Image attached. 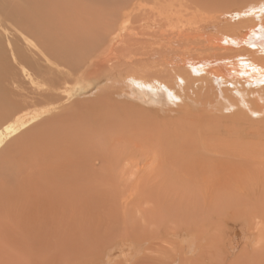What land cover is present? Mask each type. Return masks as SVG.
<instances>
[{
    "label": "rangeland",
    "instance_id": "obj_1",
    "mask_svg": "<svg viewBox=\"0 0 264 264\" xmlns=\"http://www.w3.org/2000/svg\"><path fill=\"white\" fill-rule=\"evenodd\" d=\"M105 1L75 0V5L71 1L72 9L70 10L69 7L62 8V0H0V18L9 15L6 17L8 20H0V54L4 53V47L10 50L15 46L14 44L17 46L19 43L14 48L15 53L22 54V57L24 55V58L28 59L12 60V56L10 59L9 55L11 52H9L7 60H0V129L3 128V140L0 141V264H43L42 262L74 264L78 259L77 263L83 260L88 264L89 260H94L98 256L101 258V253L106 251L108 245L111 246L120 241L132 242V240L140 242L142 249L139 255L131 258L132 261L129 264H160V261L161 264H168L167 262L172 260L170 256L172 252L175 251L176 257L182 256L173 245L172 251L165 248L170 244L166 245L164 239L170 241L172 236L180 234L172 233V230H181L182 233L187 234L189 243L192 241L190 243L192 249H195L198 244L206 249L205 242L213 241L226 221L247 222L254 212L253 208L257 212L262 208V200H264V86L259 84L243 83L238 91L233 90L231 85L227 88L226 86L218 87L215 82L209 83L204 94L208 97L202 95L205 99L207 98L208 103L205 106L201 105L199 98H195L199 103L195 99L193 101L194 104L196 102L198 104L192 106V123L190 122L187 130L189 133L176 128L177 123H173L171 128L174 131L171 129L169 135L170 137L175 136L174 140L172 137L169 139L168 135L162 140L166 133L162 127L167 123V117L171 118L168 120L172 123L171 120L177 115L178 110L175 113L172 112L175 108L174 104L170 106L168 101L160 98L155 91L149 93L150 97L148 96L145 104L141 100L144 108L140 109L134 116L135 119L131 120L125 117L123 120L119 117L122 112L120 105L117 111L112 110L115 112L114 117L110 116L111 118L105 120L103 113L105 101L98 100L101 98L100 93H92L86 96L87 99L86 97L81 98L84 102L73 100V102L62 103L64 99L59 97L55 106L50 105L54 103L50 97L45 96L44 98L43 95L35 94L37 102L22 108V111L28 114L26 121L30 119L28 124L16 131L6 133L3 125L10 121L14 109H17L18 105H23L18 104L21 99L17 101L10 96L13 94L11 89L17 88L11 86L9 81L6 85L4 79H14L16 84L21 85L19 88L22 87V90L20 88L17 91L23 94L26 90H35V81L37 78H42L40 71L42 69L39 67L46 62L44 60L43 63L40 60L38 62L31 56L27 57L29 55L27 48L35 50L36 45L40 49L44 48L43 41L47 39L44 35L48 36L50 41H69L72 34L69 35L68 32L66 39V33H61L62 31L59 32L56 29L58 25L54 26V31L51 29L56 21L62 23L68 17H74L73 21L76 22L75 26L74 23L69 24L73 31L81 27L83 35L74 33V36L80 37L77 41L87 40L86 34L95 23L89 16L97 12L96 9L103 13L108 12L105 6L102 7L101 2L105 4ZM110 1H107L110 10L114 7L113 1L119 2V5L122 4V0ZM208 1L212 9L223 15L260 7L261 13L258 11L256 14H240L242 18L239 19L235 17L234 24L239 25V28L253 25V22L264 18V0ZM64 2L68 4L67 0ZM31 4L32 6L36 4L33 12L34 19L46 15V18L41 21L47 24V30L39 24L44 30L42 27L39 28L40 30L37 27V31L34 30L29 34L28 21L20 17L23 16L21 6L25 5L28 10ZM36 9L40 11L39 14ZM12 21L15 23L21 21L19 24L25 25L27 29L22 26L24 32L20 30L17 33L15 28L7 25ZM237 21L241 22L237 24ZM63 24L62 26L67 30V22ZM14 31L16 41L12 39L15 36ZM57 31L59 36L56 34ZM73 31L70 32L73 33ZM36 33H38L37 36ZM53 35H56L55 38ZM57 36L62 39L58 40ZM57 44L59 47L58 42ZM95 47L97 49L92 54L103 52L101 45ZM78 60H80L78 61L80 65L77 63L73 65V70L79 71V68L81 69L86 62L82 59ZM47 63L51 64L48 61ZM32 66V69L36 71L31 70ZM49 68L52 70L53 66ZM76 70L74 72L72 69L69 70L70 74L67 71L61 77L57 87L63 86L65 81L66 84L72 82L78 72ZM45 76L49 78L51 73L48 71ZM6 93H11L7 95L8 98H6ZM114 98L119 102L122 101L116 96ZM106 106L108 108L107 101ZM48 107L50 109L45 111ZM84 109L88 110L87 113ZM95 110L97 112H94ZM198 113H203L202 120L203 115L200 114V117ZM96 119L97 121H94ZM125 120L126 123H124ZM158 129L161 131L163 129L164 133ZM153 130L155 134L164 135L162 137L158 134L153 135ZM174 132L177 136L180 134L179 139ZM157 137L161 139L157 140ZM165 140L174 144L168 143L167 145ZM205 150L211 153L207 154ZM230 150H234V157L237 158L232 157L233 152ZM129 155L131 159L127 157ZM209 156L215 161L208 160ZM132 157L136 158L135 162H132ZM231 162H233L232 165ZM235 168L238 172L234 171ZM132 170L134 171L131 172ZM236 183H240L241 186ZM248 184L250 186L258 184V187L253 185L249 187ZM239 188L243 190H240L242 194L239 193ZM247 195L250 196L247 197ZM256 202L261 205L258 206ZM257 206L259 210L256 209ZM244 208L249 212L250 209L253 211L249 214ZM241 210L246 211V215ZM234 213L236 216L233 215ZM252 246V249L249 246L241 257L237 258L236 264H250V259H253L255 264V258L264 259V241H252ZM185 251L188 258L180 260L179 263L176 258L175 262L170 264H193L196 256L192 252L188 255L189 252ZM99 257L97 260L100 259ZM206 257H208L207 253ZM219 263L226 264V261L223 263L219 261Z\"/></svg>",
    "mask_w": 264,
    "mask_h": 264
},
{
    "label": "bare ground",
    "instance_id": "obj_2",
    "mask_svg": "<svg viewBox=\"0 0 264 264\" xmlns=\"http://www.w3.org/2000/svg\"><path fill=\"white\" fill-rule=\"evenodd\" d=\"M67 1H68V4H67L68 6L65 4L66 1L64 2V0H62V4H63L62 8L69 7L71 10L72 8H71L70 3L71 1H73V4H74L75 0H67ZM98 1L100 0H95V2H98ZM107 1H110V0H106L105 4L103 2L101 3H102V7L105 6V8L108 9L106 11L110 12L109 14L108 12H106L108 16L106 15V13H103V11L101 12L99 9L98 10L96 9L97 12L91 13V15L89 16V18L94 20L95 23L91 26V28L86 34L87 40H83V42H81V40L77 41V39H79L80 37L74 36V33H79L83 35L81 27L79 25L80 28H77L73 31L71 26L69 27V24L72 25L74 23L75 21V20L73 21L74 17L73 18L68 17L66 21L62 22L64 24L65 22H67L66 24L67 30H65V27L62 26V23L58 21L54 23L51 29L54 31L53 29L54 26L56 25L57 27L58 25L56 29L59 30V32L62 31L61 33L65 32L66 33L65 36L68 35L67 33L69 32V35L72 34V38L70 37H69L70 39L68 38L69 41L67 40L62 41V42L57 41L60 45L58 47V44L55 40L50 41L49 37L43 34L47 38L45 42L42 40L44 44V48L42 47L40 49L37 45H36L37 48L35 50H31L29 49V47L27 48V52L29 54L27 55V57L31 56L33 60L35 61L38 60V62L39 60L42 63H43V60L46 62L43 66L39 67L40 69H42L40 70L42 72V78L38 79L37 77H35L37 78V80L35 81V84H36L35 90H29V91L26 90V92H24L25 94H23L21 91H17L20 88H21L20 90H22V87L19 88L20 84L19 83L16 84V81L14 79H9V80L4 79V81H6V85H8V81H9V84H11V86L13 85L17 88L14 90L11 89L13 94L10 96L11 97L13 96V98L16 99L17 101L21 99V102H19L18 104L23 105V106H20L17 104L18 105L17 109H14L13 114H11L12 118L10 119V121H8L7 123L3 125L6 133L16 131L18 128L25 127L28 124L27 122L30 119L26 121V118H28L27 117L28 114L26 113V111L23 112L22 108L28 104H34L37 102V97L35 94L43 95L44 98L45 96L50 97L54 101V103H50V105L55 106L59 97H62L64 99L62 103H65L68 101L73 102V100L74 101L82 100V102H84L83 99L81 98H84L90 94L92 95V93H97V94L100 93L101 98H98V100L99 101L103 100V102L105 101L104 103L105 111L103 112L105 120H107L108 118L114 117L115 112L113 111H117L119 105L122 107V112H120L119 117L122 119L123 117H125L131 120L132 118L135 119L134 116L137 115L140 109L144 108L141 105L142 104L141 100H143L142 102H144L145 104L146 101L148 100V96L150 97L149 93L155 91L157 95L159 94L158 96L160 98L167 100L170 106L171 104H174L175 110L171 108L173 109L172 112L175 113L176 110H178V112H176L177 115H175L173 120H171L172 123L168 120L171 118L167 117L166 119L167 123L162 127L166 133H164L163 129H162L163 132L158 129V131H160L161 133H164L165 135L162 134L160 136V133H156L160 137L164 135V138L162 140L167 138L166 135H168L170 139L172 136L170 137L169 133L171 132V129H173L171 127L173 123L175 122L177 123L175 124L176 128L178 127L181 130L183 129L184 131H186V133H189L187 130H188L189 124L192 123L191 111H192V106L194 104L193 101L195 98H199V102L202 103V104L200 103L201 105L205 106L208 103V100H206L207 98L206 99L204 98L207 95H204V94L206 92L207 86H209L208 85L209 83L215 82L218 85V87L226 86L227 88H228V85H231L233 87V90H238L239 86L242 87L243 83H247V82H250L249 85L259 84V85H262V87L264 86V18L263 20L258 19L257 21L253 22V25H249L248 27H245V28H242V27L239 28L240 27L239 25L234 24L235 17L239 19V18H242L239 16L240 14L242 15L256 14L258 11L261 10L260 7H256V9H248L246 11H235L232 13H225L223 15L221 12L212 9L211 4L209 3L208 0H122L121 5L118 4L119 2L113 1L112 4H114V7L111 10L108 8L109 2ZM35 5L32 6L31 4L33 9L31 8L30 5H27L28 7L30 6L29 8L31 10L30 9L27 10L26 9L27 7H25V5L21 6L23 7V16L20 18L23 20L25 18V21H28L27 26L29 27V30H30L29 34L34 32V30L37 31L40 27H42L41 25L39 26V24H42L43 27H45V29L47 30V24L41 21L43 18H46V15H42L41 17H36L35 19L33 17V12L35 11L34 10ZM16 8L18 7L16 6ZM37 9H36V12L39 14L40 11H37ZM71 13H76V12H71ZM258 13H261V11ZM103 14L106 17H104ZM60 16H61V13H60ZM111 16H112V20H111ZM6 17L4 16L3 18H0V20L2 21L8 20ZM17 19L19 20V18ZM9 21L11 20L9 19ZM20 22L18 21V23L17 22L15 23L14 21H12L11 23L9 22V24L7 25L15 28L14 30L16 32L20 30L24 32L22 28L23 25L19 24ZM239 22L241 21H237V24H239ZM75 25H76V22L74 23V26ZM43 27L42 29L44 30ZM24 28H26V26ZM69 29L70 31H73V33H71ZM15 31H14V35H15ZM37 34L38 33H36V36ZM56 34H58V31L56 32ZM53 36L55 38L56 35H53ZM58 36H57V38H59L58 40H61L62 37L60 38ZM12 39L16 41L17 40L16 35L13 36ZM66 39H67V36H66ZM14 45L15 46L12 45L13 47H11L10 50H6V47L3 48L4 53L0 54V60H7L9 52H11V54L9 55H10V59L12 56V60H28L27 58H24V55L22 57V54L15 53L14 48L17 47L19 43L17 44V46L16 44ZM97 45L98 46L101 45V49L103 48V52H100L94 55L92 53L93 51L95 53V50L97 49L95 46ZM21 48H23L25 51V48L22 45H21ZM19 52L22 53V51H19ZM85 55H87L86 58H83ZM78 59L85 60L86 62L82 66L81 69L79 68V71L74 69L78 72H76V75L74 74L75 76L72 82L66 84V81L64 80L65 84H63V86L60 85V87H57L59 85V81L61 77L65 75L67 71H68V74H70L69 70L71 69H72V72H74L73 65H75L76 63L77 65H80L79 64L80 62L78 63V61L80 60ZM47 61L50 62L51 64L49 65ZM49 66H53L52 70L51 68H49ZM32 68L33 66L31 67L32 71H36V69L34 70ZM22 69L23 68H21V70ZM48 71L51 73V76L49 78L45 76V74L48 73ZM68 76L69 75H67V77ZM231 89L229 90L231 91ZM8 94H11V93H6L5 94L6 98H8L7 96ZM202 95H204V97ZM4 96L2 97L5 98ZM114 96L121 98L122 101L119 102L117 99L114 98ZM38 99H40V97H38ZM106 101L108 104V108L106 106ZM195 101L198 102V99L197 100L195 99ZM9 102L11 103V99ZM197 102L196 104L199 103ZM6 104L7 103L5 102V105ZM48 109H50V107L45 109V111H48ZM87 111L85 110L86 113ZM94 112H97V110H95ZM168 112H170L169 114H172L171 111H168ZM200 114L203 115V113H198V115ZM205 116L207 115L205 114ZM203 117L204 115L201 117V120ZM217 117L220 118V116H217ZM93 118L95 119L96 117H93ZM46 121H48V119ZM94 121H97V119ZM126 122L127 121L125 120L124 123ZM178 124L179 126H177ZM127 125H129V123H127ZM2 129H0V141L3 140L2 139V135H3ZM156 134L154 131L153 135H156ZM175 135L177 136V134ZM179 135L177 136V138L180 137ZM160 137H157L156 139L158 140V138ZM174 137H172V139ZM181 137H182V134H181ZM168 141L166 142L165 140L167 145L169 143ZM136 143H137V140H136ZM169 144H174V143H169ZM185 145H186V142H185ZM185 145L183 144L184 147H186ZM128 149H129V146H128ZM137 149L139 150L140 148L138 147ZM181 149H183L182 146H181ZM205 149H207V147ZM233 151L234 150H232L231 152ZM131 153L129 154L131 155ZM200 153H197V154L200 155ZM209 153L211 152H207V154ZM183 154L185 155V153ZM130 155L127 157H130ZM232 157H234V152H233ZM203 158L205 159V157ZM209 158L208 160H212L213 162L215 161L212 158L210 159ZM124 159L127 160V158L125 157ZM135 159L134 157H132V162H135L136 161ZM216 163L217 162H215V164ZM232 164L233 162H231V165ZM204 165L206 164L204 163ZM217 165L218 164H216V166ZM220 165L222 166V164ZM125 166L126 165H124V167ZM132 166H134V164ZM206 166H204V168H206ZM247 166L248 165H246V167ZM246 169H249V168H246ZM121 170L124 172L123 169ZM134 170H132L131 172H133ZM234 171H237L236 168ZM237 185H240V183ZM248 186L251 187L249 184ZM263 186L261 187L263 188ZM240 190L242 189L239 188V193H240ZM262 192H260V194ZM234 195H236V193H234ZM248 196L250 195H247V197ZM248 200H250V198ZM263 202L264 200H262V205L260 204L262 206V208L259 207L260 210L258 209V206L260 205H258V203L256 202L258 205L256 209H258L259 211L257 212V210L253 208L254 212H252L247 222L246 221L244 222L241 220H238V221L233 220L232 222L226 221V223L222 226L221 231H219L220 237H218L219 235L217 234L218 236H216L213 241L207 240V242H205L206 249L204 247H201V245L199 244L195 249H192L193 247L191 248L190 246V243L192 241L189 243V239L188 237H186L187 234L182 233L180 229H179L180 231L172 230L171 231L172 233L176 234V232H178L180 234L172 236L170 238L171 239L170 241L168 239H164L163 241L166 245L170 244V246H167L165 248L166 250H171L173 248L172 247L173 245L175 246V250L178 253H180L182 256L176 257L175 251H174V253L172 252V254H170L171 259H172L171 262L170 261L168 262L165 261V262H167L168 264L174 263L175 259L177 258L178 263H179L180 260L188 258L186 257L187 252L185 251L187 250L189 252L188 255L190 254V252H192L194 256L197 257V258L195 257L193 264L195 263L220 264L219 261H221L222 263L226 261V264H236L237 258H240L243 252L246 251L249 248V246H251V249L253 248L252 241L253 242H256L258 240L264 241V204ZM249 203H251V201ZM247 209L249 208L247 207ZM253 210L250 209V212L249 211L247 212H249L250 214L251 211ZM241 211H244V210H241ZM246 211H244L245 213L244 215H246ZM233 215H235V213ZM238 217H241V216H238ZM157 240H160V239H157ZM80 245L82 246V244ZM141 249H142V245L140 242L133 241V240L132 242L131 241L121 242L120 241L117 244H114L111 246L108 245L105 252L104 251L103 253L100 252L102 256L101 258L98 256L100 258L99 260H97L98 259L97 257L94 260H89L88 264H129L132 261L131 258H134L135 256H137V254L141 251ZM206 253L208 254V257H206ZM153 254L156 255L155 253ZM90 256H91L90 258H92V255ZM228 257H231V258H228ZM254 260H255V264L264 263V259L262 258H255ZM86 261L88 260L86 259ZM77 262H79V259L76 262H74V264H87V262L84 263L83 260L80 263H77ZM42 263L47 264L44 262ZM161 263L162 262L160 261V264ZM249 263L254 264L253 259H250ZM55 264H59V263H55Z\"/></svg>",
    "mask_w": 264,
    "mask_h": 264
}]
</instances>
